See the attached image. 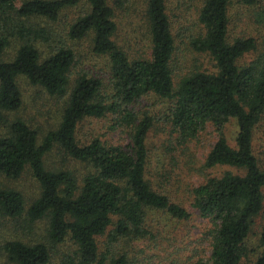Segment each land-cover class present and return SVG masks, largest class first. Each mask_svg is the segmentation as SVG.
Wrapping results in <instances>:
<instances>
[{"label":"trees","instance_id":"trees-1","mask_svg":"<svg viewBox=\"0 0 264 264\" xmlns=\"http://www.w3.org/2000/svg\"><path fill=\"white\" fill-rule=\"evenodd\" d=\"M179 1L195 11L199 28L188 43L211 58L212 72L173 74L166 0H144L147 58L129 57L113 40L118 0H0V177L28 173L38 189L27 204L0 182V217L45 224L41 240L0 237V264H132L129 243L150 235L151 210L178 220L190 216L145 178L152 116L137 107L151 97L167 102L166 120L179 143L206 126L216 133L203 160L207 173L190 190L191 207L211 222L209 255L191 264H264V148L254 144L264 118V46L240 63L257 41L248 33L231 35L228 13L233 1L249 7L257 0ZM86 38L92 54L105 57L106 78L77 67L74 45ZM11 44L13 55L5 58ZM19 78L63 99L54 128L39 131L18 115ZM105 116L128 130L124 145L96 135L76 139L81 120ZM229 119L236 124L232 144L222 133ZM54 149L84 164L78 180L46 164ZM256 219V243L249 246ZM67 240L73 248L59 253Z\"/></svg>","mask_w":264,"mask_h":264},{"label":"rangeland","instance_id":"rangeland-1","mask_svg":"<svg viewBox=\"0 0 264 264\" xmlns=\"http://www.w3.org/2000/svg\"><path fill=\"white\" fill-rule=\"evenodd\" d=\"M109 1L111 3L113 0ZM193 2L194 0H191L190 3ZM117 3L113 7V19L117 25L113 40L129 57L147 58L150 41L148 23L144 17V0H118ZM166 12L175 35V48L171 61L173 74L180 75L186 70L195 68L214 71L211 58L205 53L195 52L188 43L189 37L199 28L194 9L179 0H166ZM228 13L231 19V35L235 33L240 36L248 33L257 41L256 51L245 53L240 59V63L247 62L264 46V0H257L255 5L249 7L233 1ZM58 26L61 27V24ZM74 49L78 58V68L94 70L106 78L105 57L92 54L88 38L75 43ZM12 50L13 44L6 48L5 58L13 55ZM18 86L23 99L18 115L27 119L39 131L54 128L60 117L63 99L47 96L39 87L28 84L24 78H19ZM167 108L168 104L165 100L155 97L140 101L137 107L138 111H145L152 116V124L145 139L148 151L145 178L152 190L165 194L170 201L184 207L190 216L186 220H178L160 211L151 210L149 213L153 225L150 235L129 243L128 256L132 257V264H191L198 258L207 259L209 255L208 229L211 222L201 217L191 207L190 190L200 183L207 173L202 166L203 160L216 138V133L211 126H206L190 140L179 143L166 120ZM235 132V121L229 119L222 128V133L229 144H232ZM89 135L100 136L102 140L114 144L124 145L128 141V130L116 125L109 116L81 120L76 139L81 142ZM254 144L258 150L264 148V118L255 131ZM46 164L70 170L77 180L86 170L84 164L64 156L55 149L48 154ZM0 182L4 186L20 191L27 204L38 192L36 182L28 173L22 174L17 179L0 177ZM259 221L260 219H256L252 226L249 246L256 243ZM44 230L43 220L29 225L22 219L0 217V237L9 235L23 240L34 238L41 240ZM73 246L67 240L58 246L59 248L57 247V251L66 252ZM3 262V258H0V263ZM241 264L251 263L249 260H244Z\"/></svg>","mask_w":264,"mask_h":264}]
</instances>
